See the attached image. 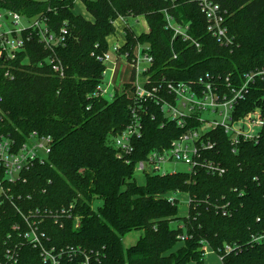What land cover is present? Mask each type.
<instances>
[{"label": "trees", "instance_id": "1", "mask_svg": "<svg viewBox=\"0 0 264 264\" xmlns=\"http://www.w3.org/2000/svg\"><path fill=\"white\" fill-rule=\"evenodd\" d=\"M76 1L0 0L1 10L18 12L32 22L44 18L53 32L67 28L64 43L55 49L64 66L63 76L47 62L52 51L40 41L36 28L23 29L25 45L15 59H7L0 49V140L9 135L23 143L33 131L53 137L47 161L25 171V180L9 184L12 193L15 199L22 193L17 203L23 209L56 210L74 204L72 218L65 219L63 226L43 221L49 236L46 245L98 250L103 264H204L203 241L215 251L225 243H239L241 251L225 255L224 264H264V244L249 241L250 232L264 226V140L244 142L238 153H232L227 135L219 130L216 136L213 133L219 138L210 155L227 167L225 175H211L204 169L148 172L145 183L138 184L134 177L137 162L169 146L182 130L174 122L161 127L163 115L152 106L144 118L143 137L135 142L136 152L128 163L109 138L130 121L129 85L112 100L96 95L106 69L99 57L108 50L107 38L116 30L115 21L139 15L145 17L149 31L137 34L128 26L122 52L132 54L138 44L149 45L154 79L165 75L187 80L211 73L230 75L232 86L237 87L245 73L264 68V0H221L229 34L234 37L230 45L207 30L197 0H81L91 19L74 11ZM167 12L175 23L188 26L191 40L175 36L167 27ZM7 70L11 76H6ZM255 108L264 116L261 79L251 85L237 114ZM235 187L238 192L232 191ZM182 192L191 198L185 217L179 215V200L169 201V194ZM223 195L232 201L230 216L209 206L220 199L223 202ZM98 200L101 204L96 205ZM76 215L80 217L77 228L73 225ZM22 221L9 201L0 205V264L10 243L22 239L13 230ZM134 230H143V235L126 248L123 239ZM180 234L189 238L181 242ZM40 254L24 242L18 264H45ZM61 264H81V259L65 258Z\"/></svg>", "mask_w": 264, "mask_h": 264}, {"label": "built area", "instance_id": "2", "mask_svg": "<svg viewBox=\"0 0 264 264\" xmlns=\"http://www.w3.org/2000/svg\"><path fill=\"white\" fill-rule=\"evenodd\" d=\"M201 12L207 22V30L222 44L230 45L234 37L229 34L227 25V11L223 8L221 0H197ZM137 17V16H132ZM12 18L13 25L0 32V49L5 52L6 58L13 60L16 58L25 45L22 31L28 26L36 28L40 41L46 49L52 51L47 62L52 65V69L58 75L65 73L64 66L60 58L55 54V49L64 43L67 28L62 27L56 33L49 29L44 18L35 19L28 26H23L21 20L23 16L15 11L2 10L0 21ZM127 17H119L115 21L116 30L108 36V50L99 57V60L106 65L104 80L97 90L96 95L108 100L115 98L118 92H122L123 85L116 86L115 93L109 91V86H113L110 79L106 80L107 73L111 70V64L128 65L129 77L125 81L126 94L130 98L129 112L130 121L119 133L112 135L111 145L116 149L119 156L126 162L133 160L136 152L135 142L143 137L144 118L150 113L152 106L157 107L163 119L161 127L166 122H174L182 130V133L174 138L169 146H164L151 151L144 159L137 162L136 172L146 175L148 172L160 173L164 165L168 163H183L188 166L187 172L195 173L199 170H206L211 175L223 176L228 171L227 167L210 155L218 145L216 136L221 130L228 137V144L232 153H238L240 145L246 142L258 144L264 140V116L260 108H255L242 115L237 114L239 103L245 100L251 85L257 80H264V68L249 71L243 75V82L232 86L231 77H222L205 73L195 79L176 80L167 78L165 75L154 79L150 73L154 64V57L150 53L149 45L138 44L133 53L122 52L127 43L126 28L131 27L127 23ZM167 27L174 31L175 36L181 35L184 40H191L188 35V26H182L174 22V17L166 13ZM1 28V25H0ZM132 28V27H131ZM133 29V28H132ZM193 43L200 48V44L193 40ZM2 51L0 52V56ZM176 57V55H174ZM113 72V70H112ZM6 76H11L7 70ZM2 97L0 96V102ZM154 118V114L152 115ZM218 131V132H217ZM220 133V132H219ZM53 137L44 135L37 131L29 134L23 143H19L11 136H3L0 140V205L9 201L22 216L23 221L13 226V230L22 238L18 242L10 243L6 249L5 260L2 264H18L20 250L25 243L40 250V255L45 264H61L67 258L69 261L81 259V264H103V257L100 252L87 250L81 246L68 245L57 249L55 246L48 247L46 241L49 240L48 230L43 226V221L49 219L54 223L63 226L64 220L72 218L69 208L60 209H23L17 203L24 196L12 193L9 184H15L24 179L23 173L29 170L36 162L44 163L52 151ZM135 172V174H136ZM163 172L162 174H165ZM255 180L258 177L254 178ZM25 180V179H24ZM233 192H238L239 188H232ZM173 194H169V201L174 202ZM189 195V194H188ZM243 192H240V196ZM220 200L209 203L216 212L223 216H230L233 213L231 199L225 195ZM188 204H191L189 195ZM213 204V205H211ZM258 223H263L261 217H257ZM73 225L77 228L80 225V217L73 216ZM189 238L188 234H180L181 242ZM249 241L255 245L264 244V226L250 232ZM242 247L239 243H225L218 251L211 245L203 241L201 250L204 261L208 253L215 254L221 264H224L225 255L237 253Z\"/></svg>", "mask_w": 264, "mask_h": 264}, {"label": "rangeland", "instance_id": "3", "mask_svg": "<svg viewBox=\"0 0 264 264\" xmlns=\"http://www.w3.org/2000/svg\"><path fill=\"white\" fill-rule=\"evenodd\" d=\"M80 8V4H77L75 6V11H78ZM2 12V10L0 9V13ZM82 12V11H81ZM83 15L86 16L87 18H92L87 12L86 10H83ZM142 21V19H141ZM31 20L27 19V18H22L21 20V24L23 26H28L31 24ZM127 23L130 24L131 26H135L136 28L138 27V23L136 22L135 19L133 18H128L127 19ZM0 32L4 31L5 29H7L8 27L12 26V18L4 20V21H0ZM138 29V28H137ZM141 32V31H140ZM129 66L128 65H113L111 64V70L107 73L106 76V80L109 81L110 79L112 80L113 84L115 83L113 80V76H115L116 74V83H118V85H123V86H127L126 82L128 80V75H129ZM113 70V72H112ZM115 84L112 86H109V91L113 94V92L115 93ZM109 142H111V138H109ZM164 169L165 171L161 170L159 171L160 173L166 172V173H172V172H176V171H187L188 170V166L183 164V163H168L164 165ZM135 180L138 184H144L146 181V175H144L143 173L140 172H136V174L134 175ZM174 198H176L177 200H179V215L180 216H187L188 215V211H189V204H188V199H189V195L187 193H176L173 194ZM101 204V201L98 200L96 201V205ZM143 235V230L137 231L134 230L132 232H130L129 234H127L124 239V246L126 248L134 245L136 243V241L139 239L140 236ZM204 264H221V262L219 261V259L217 258V256L215 254H210L208 253L207 256L205 257V261Z\"/></svg>", "mask_w": 264, "mask_h": 264}, {"label": "crops", "instance_id": "4", "mask_svg": "<svg viewBox=\"0 0 264 264\" xmlns=\"http://www.w3.org/2000/svg\"><path fill=\"white\" fill-rule=\"evenodd\" d=\"M77 4H80V8H79V10L78 11H75V8H74V11L76 12V13H80V14H82L83 15V10H86V7H85V5L83 4V2L81 1V0H77L76 1V5ZM82 11V12H81ZM86 12L88 13V11L86 10ZM89 15H90V13H88ZM91 16V15H90ZM86 17V16H85ZM92 17V16H91ZM87 18V17H86ZM129 19L130 18H133V19H135L136 20V22L138 23V29L135 27V26H131L132 28H133V30L137 33V34H141V33H144V32H148L149 31V26H148V23H147V21H146V19H145V17L144 16H142V15H139V16H137V17H132V16H130V17H128ZM90 19V18H89ZM141 19H142V21H141ZM141 31V32H140ZM116 74H115V76H113V80H114V82H115V84H116V86L118 87V86H120V85H118V83H116Z\"/></svg>", "mask_w": 264, "mask_h": 264}]
</instances>
